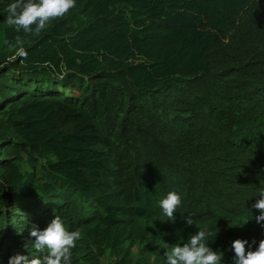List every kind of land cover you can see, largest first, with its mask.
I'll return each mask as SVG.
<instances>
[{
    "label": "trees",
    "instance_id": "obj_1",
    "mask_svg": "<svg viewBox=\"0 0 264 264\" xmlns=\"http://www.w3.org/2000/svg\"><path fill=\"white\" fill-rule=\"evenodd\" d=\"M14 2L0 0V264L46 255L29 229L56 215L81 232L72 264H166L198 227L223 264L237 239L255 250L264 0H76L39 34L7 24Z\"/></svg>",
    "mask_w": 264,
    "mask_h": 264
},
{
    "label": "clouds",
    "instance_id": "obj_2",
    "mask_svg": "<svg viewBox=\"0 0 264 264\" xmlns=\"http://www.w3.org/2000/svg\"><path fill=\"white\" fill-rule=\"evenodd\" d=\"M75 6L76 0H16L7 8L6 22L15 26L17 31H34L39 34L47 27L49 21L63 18ZM259 197L253 208L259 210L260 214L254 219L264 226V188L260 189ZM181 204V196L175 191L169 192L166 198L159 202L162 215L168 218L167 221L173 222ZM194 215L195 213H188L184 217L187 225L194 224ZM198 228L199 231L191 235L188 242L171 245L164 251L166 264H223V253L214 251L209 246L210 241L216 238L217 231L213 227ZM29 237L35 250L47 254L42 258L31 259L28 256L15 255L9 259L8 264H72V249L81 238V232L79 229L69 231L60 216L56 215L43 229L33 225L29 229ZM256 243L253 240L250 244L244 239L233 241V264H264V239L252 250Z\"/></svg>",
    "mask_w": 264,
    "mask_h": 264
}]
</instances>
